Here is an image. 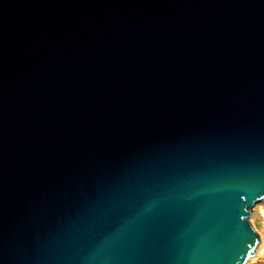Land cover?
<instances>
[{"label":"water","instance_id":"water-1","mask_svg":"<svg viewBox=\"0 0 264 264\" xmlns=\"http://www.w3.org/2000/svg\"><path fill=\"white\" fill-rule=\"evenodd\" d=\"M264 203V0H0V264H249Z\"/></svg>","mask_w":264,"mask_h":264},{"label":"rangeland","instance_id":"rangeland-1","mask_svg":"<svg viewBox=\"0 0 264 264\" xmlns=\"http://www.w3.org/2000/svg\"><path fill=\"white\" fill-rule=\"evenodd\" d=\"M250 223L264 245V203L257 205L251 215ZM249 264H264V250Z\"/></svg>","mask_w":264,"mask_h":264},{"label":"bare ground","instance_id":"bare-ground-1","mask_svg":"<svg viewBox=\"0 0 264 264\" xmlns=\"http://www.w3.org/2000/svg\"><path fill=\"white\" fill-rule=\"evenodd\" d=\"M263 250H264V245H263V242L261 241V246H260V249H259L257 256L260 255L263 252Z\"/></svg>","mask_w":264,"mask_h":264}]
</instances>
